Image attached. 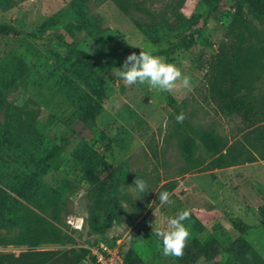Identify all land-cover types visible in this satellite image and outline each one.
I'll return each instance as SVG.
<instances>
[{"label":"rangeland","instance_id":"1","mask_svg":"<svg viewBox=\"0 0 264 264\" xmlns=\"http://www.w3.org/2000/svg\"><path fill=\"white\" fill-rule=\"evenodd\" d=\"M76 1L13 0L12 7L0 8V22L21 32L16 37L0 35V60L7 69L12 58L25 65L23 79L7 91L6 100L31 110L32 116L19 115L22 128L30 129L45 151L69 134L63 151L40 176L61 196L55 223L64 238L34 248L105 244L123 254L133 251L144 264H178L161 254L154 228H164L168 216L188 209L191 236L185 244L217 240L215 264H264V18L245 6L238 10L237 0H222L213 11L201 0H79L84 1L86 22L94 25L88 33L75 19ZM188 34L192 37L187 47L159 55L190 77L188 88L177 82L171 92H164L147 84L127 85L113 76L128 54L164 49ZM66 43L96 62H116L106 77L101 114L93 123L73 124V134L74 84L57 61L67 56ZM235 45L254 58L242 85L252 106L249 119L220 111L211 86L218 49L223 47L229 57ZM180 113L184 119L177 122ZM205 132L214 133L222 144L220 152L207 151L200 141ZM188 138L191 146L183 150ZM81 142L101 158L93 170L74 157ZM112 172L121 176L128 201L122 204L119 222L96 226L88 217L90 190ZM135 177L149 188L136 198L131 186ZM164 190L172 206H160L157 193ZM230 218L247 225L243 251L230 245L236 236ZM15 240L13 230L0 227V252L18 254L29 248ZM194 264L214 263L200 258Z\"/></svg>","mask_w":264,"mask_h":264},{"label":"trees","instance_id":"2","mask_svg":"<svg viewBox=\"0 0 264 264\" xmlns=\"http://www.w3.org/2000/svg\"><path fill=\"white\" fill-rule=\"evenodd\" d=\"M221 1L201 0L211 11L217 9ZM76 2V6L72 4V9L75 8V19L85 32L91 33L94 25L88 24L85 20L82 9L84 1ZM12 5L13 0H0L1 9H8ZM241 6L264 18V0H237V9L239 10ZM143 31L155 42L150 32H146L145 29ZM20 34V30L11 23L0 22V35L16 37ZM191 35H185L174 45L151 53L159 56L169 51L173 52L177 48L187 47ZM66 45L67 56L57 61L67 72L69 71L70 82L74 84L72 95L75 97L76 106L73 113L74 122L70 124V133L73 134L75 131L71 128L73 124L93 123L101 114L106 98V77L116 62H96L88 52L70 43ZM140 51L135 53L138 55ZM218 51L211 81L218 109L229 114L242 113L243 119H249L252 106L248 104L249 95L242 92V85L248 81V70L254 58L245 54L240 45L234 46L229 57H226L223 47ZM15 59L12 58L7 64L8 69L5 67V60H0V227L13 230L16 233L15 243L27 245L29 248L18 254L0 252V264H79L88 258L91 264H95L93 258L88 256L89 251L85 247L65 250L34 248L44 242H62L64 238L61 228L55 223V216L60 212L61 196L53 188L46 186L40 180V176L46 172L50 161L63 151L69 134L61 136L58 143L45 151L38 143V139L35 140L36 137L31 134L30 129L22 128L23 123L19 115L22 113L32 116L31 110L20 108L6 100L7 91L24 77L25 65L22 60ZM10 114L14 117L9 118ZM213 135L212 132H205L200 136V141L207 151L218 153L222 149V144H219ZM189 146H191L190 138L184 141L183 150H187ZM74 157L90 170L96 168L101 159L83 142L78 144ZM223 163H226L224 159ZM120 179L121 176L112 172L106 180L97 182L91 188L92 202L88 217L93 225L109 226L113 221L119 222L123 212L122 204L128 201ZM49 207H51L50 215L47 213ZM230 223L236 231V236L232 238L230 245L240 249L238 251H243L246 247L243 233L247 225L242 224L238 218H230ZM219 250L220 244L217 240H210L204 244L191 240L185 244L182 255L173 256V259L178 264H194L198 259L203 258L215 264ZM124 264L144 263L136 253L128 251L124 254Z\"/></svg>","mask_w":264,"mask_h":264},{"label":"clouds","instance_id":"3","mask_svg":"<svg viewBox=\"0 0 264 264\" xmlns=\"http://www.w3.org/2000/svg\"><path fill=\"white\" fill-rule=\"evenodd\" d=\"M113 76L127 85L147 84L152 89L164 92H171L178 86L177 82L184 88H188L191 83L190 77L183 74L175 64L142 50L138 55L135 52L128 54L124 62L119 67H115ZM183 119V113L176 116L177 122H182ZM131 186L135 192V198L149 191L147 182L142 178L135 177L134 184ZM157 200L161 207L172 206L174 203L167 190L157 193ZM190 215L188 209L180 210L175 215L168 216L164 228L159 226L154 228V235L159 240L160 252L163 256L182 255L185 243L191 236L189 227L186 225Z\"/></svg>","mask_w":264,"mask_h":264},{"label":"built area","instance_id":"4","mask_svg":"<svg viewBox=\"0 0 264 264\" xmlns=\"http://www.w3.org/2000/svg\"><path fill=\"white\" fill-rule=\"evenodd\" d=\"M95 264H124V254L116 247L100 244L88 249Z\"/></svg>","mask_w":264,"mask_h":264}]
</instances>
